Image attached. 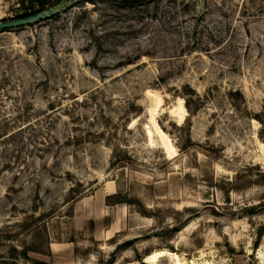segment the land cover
<instances>
[{
  "label": "rangeland",
  "instance_id": "obj_1",
  "mask_svg": "<svg viewBox=\"0 0 264 264\" xmlns=\"http://www.w3.org/2000/svg\"><path fill=\"white\" fill-rule=\"evenodd\" d=\"M0 264H264V0L0 29Z\"/></svg>",
  "mask_w": 264,
  "mask_h": 264
},
{
  "label": "water",
  "instance_id": "obj_2",
  "mask_svg": "<svg viewBox=\"0 0 264 264\" xmlns=\"http://www.w3.org/2000/svg\"><path fill=\"white\" fill-rule=\"evenodd\" d=\"M73 0H59L56 3L52 4L51 6H48L44 9H41L37 12L21 16V17H15V18H9L4 19L0 21V29L3 28H9V27H15L20 25H26L31 24L37 21H41L43 19H46L50 17L51 15L57 13L59 10H61L65 5L71 3Z\"/></svg>",
  "mask_w": 264,
  "mask_h": 264
},
{
  "label": "bare ground",
  "instance_id": "obj_3",
  "mask_svg": "<svg viewBox=\"0 0 264 264\" xmlns=\"http://www.w3.org/2000/svg\"><path fill=\"white\" fill-rule=\"evenodd\" d=\"M166 254L168 255V251H166V250H164V249L155 250V251H153V252L147 254V255L145 256V260H146L147 262L152 263V262H155L156 259H157L159 256L166 255Z\"/></svg>",
  "mask_w": 264,
  "mask_h": 264
},
{
  "label": "trees",
  "instance_id": "obj_4",
  "mask_svg": "<svg viewBox=\"0 0 264 264\" xmlns=\"http://www.w3.org/2000/svg\"><path fill=\"white\" fill-rule=\"evenodd\" d=\"M120 1L123 2L124 5L135 6V5H139V4L145 3L147 1H150V0H120ZM37 11H39V10L34 9L30 12H25V13L21 14L19 17L25 16V15H28V14H31V13H34Z\"/></svg>",
  "mask_w": 264,
  "mask_h": 264
}]
</instances>
